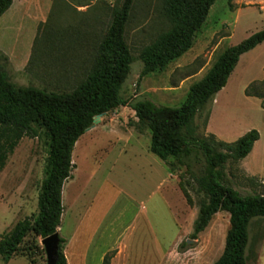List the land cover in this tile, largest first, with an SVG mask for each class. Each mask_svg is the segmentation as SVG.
I'll use <instances>...</instances> for the list:
<instances>
[{"label":"rangeland","instance_id":"obj_1","mask_svg":"<svg viewBox=\"0 0 264 264\" xmlns=\"http://www.w3.org/2000/svg\"><path fill=\"white\" fill-rule=\"evenodd\" d=\"M120 1L51 0L49 9L46 2L43 12L34 13L31 10L36 2L27 0L21 16L18 8L24 2L15 0L17 8L11 7L0 22L7 26L0 32V50H10L12 61L9 56L8 64L0 58V66L18 86L71 91L91 67L110 9ZM242 1L217 0L191 49L164 70L140 77L141 50L168 28V22L162 0H133L125 32L132 64L121 89L128 105L149 100L156 106L179 107L189 87L204 77L224 49L264 29V0ZM263 79L261 43L234 68L218 104H209L211 130L227 136L219 140L234 142L264 117L244 102L241 93L244 83ZM251 101L261 106L258 100ZM128 105L95 118L75 143L72 178L64 183L61 197L62 251L68 237L69 253L65 256L69 264H97L102 252L114 245L123 250L116 264H213L224 249L229 214H215L206 229L191 239L198 198L192 196L194 205L189 206L173 184L178 186V174L185 167L173 174L175 182L168 178L164 162L149 150L150 132L140 134L132 127L136 118ZM204 121L205 114L194 119L198 136L205 135ZM37 130L38 137L21 139L0 173V237L18 221L37 213L48 150V137L42 129ZM191 161L196 172L202 171L204 157L200 153L193 154ZM225 173L227 182L241 195L264 194V185L256 178L254 183L248 181L239 164L227 165ZM70 208L72 230L66 226ZM249 237L247 264H264V218L251 221ZM40 240L30 236L16 255L0 256V264H47ZM104 254L111 256V263L115 253Z\"/></svg>","mask_w":264,"mask_h":264},{"label":"trees","instance_id":"obj_2","mask_svg":"<svg viewBox=\"0 0 264 264\" xmlns=\"http://www.w3.org/2000/svg\"><path fill=\"white\" fill-rule=\"evenodd\" d=\"M216 1L162 0L168 28L141 50L140 77L164 70L189 51ZM12 3L13 0H0V17ZM132 6L133 0H121L111 7L92 65L71 91L18 86L0 66V173L21 139L38 137V128L48 137L37 213L18 221L0 237L1 257L16 255L30 236L43 239L57 232L63 214L62 188L74 168L71 156L75 143L97 116L129 104L122 97L121 89L132 64L125 38ZM263 42L264 29L224 49L204 77L189 87L183 103L177 108L156 106L149 100L128 105L136 118L132 127L140 134L146 130L150 132V152L164 162L171 174L185 167L178 174V188L189 206L194 205L192 196L198 198L191 239H196L206 229L215 214H229L224 249L213 264H247L251 221L264 218V194L241 195L227 182L225 173L227 165H237L247 157L259 133L252 129L227 143L212 134L198 136L194 119L205 114L206 128L209 104L225 87L240 56ZM0 58L8 64V58L1 52ZM244 94L259 99L264 108V79L248 84ZM197 153L204 157V168L200 172L194 170L191 161V156ZM254 180L248 177L251 183ZM64 242L59 237L55 264H67L62 251ZM33 246L38 245L35 242ZM110 258L105 255L102 264H110Z\"/></svg>","mask_w":264,"mask_h":264},{"label":"crops","instance_id":"obj_3","mask_svg":"<svg viewBox=\"0 0 264 264\" xmlns=\"http://www.w3.org/2000/svg\"><path fill=\"white\" fill-rule=\"evenodd\" d=\"M27 0H23L24 3H22V5L20 6V8H18L21 12V16L23 15V12L25 11V3H26ZM36 3L33 4L32 6V10L34 13H40V12H43L46 8L45 4L46 2L49 3L48 6V9H49V6H50V1L51 0H34ZM243 1L242 0H236V3L237 4H241ZM15 0H13V3L11 5V7H16L15 5ZM243 4H246V2H244ZM10 7V8H11ZM10 8L4 13L6 14ZM17 8V7H16ZM3 14V15H4ZM2 15V16H3ZM2 16L0 17V22H1V18ZM7 30V26L5 25V23L3 24H0V32L1 31H6ZM264 43V42H263ZM259 46V45H258ZM256 48V47H255ZM254 48V49H255ZM253 49V50H254ZM253 50L243 54L240 56L239 58V61L237 63V65L240 63L241 59L244 58L246 56V54H249L250 52H252ZM1 51V50H0ZM2 52V51H1ZM6 57L9 56V60L12 61V58L10 57V50L6 51V53L2 52ZM236 65V66H237ZM235 66V68H236ZM234 71V70H233ZM233 73V72H232ZM231 73V74H232ZM231 76V75H230ZM229 76V78H230ZM229 78L227 80V83L225 85V87L223 89H221L214 97V100H213V104H218V100L221 98V96L226 92V89L228 88V81H229ZM251 82V81H250ZM244 83L242 86H241V93L244 94V90L245 88L248 86V84L250 83ZM243 100L244 102L248 103V104H252L253 106H255L257 108V113L260 114L261 113H264V108H262L259 103L257 105H255V103H252L251 100H258L257 98H254V97H247L245 96V94L243 95ZM213 116V113L212 111L210 112L209 114V118L207 120V125H206V128H205V135H208V134H212L214 135L217 139H225L224 137H227L226 134H220L218 132H214L211 130V127H210V120ZM258 122V121H257ZM252 129H256L259 133V139L254 143L253 147H252V150L251 152L247 155L246 158H244L242 161L239 162V168L241 170H243V172L245 173V175L249 178H256V179H259V182L260 184L264 185V117H261V121H259L258 123L254 124V125H251L247 128V131H250ZM230 133L227 131V134ZM227 140V139H226ZM150 150V149H149ZM254 167H253V166ZM259 165V167H258ZM173 177V174L169 173L168 175V178L173 180L172 179ZM71 178H72V175H71ZM70 178V179H71ZM69 180V179H68ZM173 182H175V180H173ZM175 188L179 190L178 186L173 183ZM63 189V188H62ZM175 189V190H176ZM66 203H68V205H70L71 201L69 199V196L67 194V197H66ZM63 212H64V207H63ZM71 213H72V209H68L67 210V220H66V226H68L69 230H72V227H73V214L71 216ZM72 217V220H68L69 218ZM87 226V225H86ZM86 230H88L86 228ZM90 230V228H89ZM57 232L59 234V237L64 239V237H62V234H61V225L59 226V228L57 229ZM88 232V231H87ZM65 241V239H64ZM70 241V238L67 237V247L65 249H63V253L64 255L69 253L68 249H69V243ZM109 252H114L115 253V256L111 259V263L110 264H116V261L117 259L119 258V256L123 253V250L122 248L119 246V245H114L113 247H110L108 248L107 250L103 251L102 254L99 256V259H98V263L97 264H100L101 260H103V257L105 256L104 253H109ZM66 257V261H67V264H69V259L67 257V255L65 256Z\"/></svg>","mask_w":264,"mask_h":264},{"label":"water","instance_id":"obj_4","mask_svg":"<svg viewBox=\"0 0 264 264\" xmlns=\"http://www.w3.org/2000/svg\"><path fill=\"white\" fill-rule=\"evenodd\" d=\"M101 116V115H99ZM97 116L96 118H98ZM92 127V126H91ZM88 128L86 131H88ZM40 243L44 249L45 256H46V263L47 264H55L57 260V252L59 248V234L55 232L54 234L45 237L40 240Z\"/></svg>","mask_w":264,"mask_h":264}]
</instances>
